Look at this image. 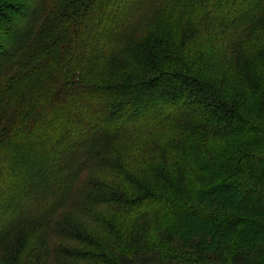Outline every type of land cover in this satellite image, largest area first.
I'll use <instances>...</instances> for the list:
<instances>
[{"label":"trees","instance_id":"16d2710c","mask_svg":"<svg viewBox=\"0 0 264 264\" xmlns=\"http://www.w3.org/2000/svg\"><path fill=\"white\" fill-rule=\"evenodd\" d=\"M150 5L175 34L119 52ZM5 245L0 264H260L264 0H0Z\"/></svg>","mask_w":264,"mask_h":264},{"label":"rangeland","instance_id":"374dc122","mask_svg":"<svg viewBox=\"0 0 264 264\" xmlns=\"http://www.w3.org/2000/svg\"><path fill=\"white\" fill-rule=\"evenodd\" d=\"M175 21L172 20L171 14L168 9L163 7L150 5L147 9L134 15L127 25L126 32L123 36V41L119 43L118 51H134L136 50V43L133 39L138 40L148 32L153 36H169L172 37L175 34ZM238 61L243 63V58L238 57ZM236 60V58H234ZM234 73L232 77V83L230 89L235 92H250L251 86L242 74V69L239 68L237 60L232 63V69ZM252 92V91H251ZM1 262H8V258L11 256L12 250L10 246L5 245L1 250ZM264 264V260L260 262Z\"/></svg>","mask_w":264,"mask_h":264}]
</instances>
